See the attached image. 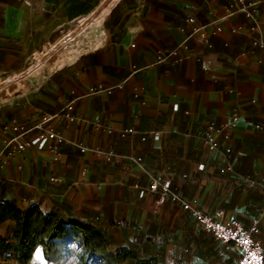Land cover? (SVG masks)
I'll list each match as a JSON object with an SVG mask.
<instances>
[{
    "label": "crops",
    "instance_id": "1",
    "mask_svg": "<svg viewBox=\"0 0 264 264\" xmlns=\"http://www.w3.org/2000/svg\"><path fill=\"white\" fill-rule=\"evenodd\" d=\"M101 5L0 0V201L96 224L162 264H235L178 196L233 215L264 249V0H116L37 59ZM165 180L169 194L149 191ZM13 225L0 224L8 243ZM60 248L26 264H67Z\"/></svg>",
    "mask_w": 264,
    "mask_h": 264
},
{
    "label": "trees",
    "instance_id": "2",
    "mask_svg": "<svg viewBox=\"0 0 264 264\" xmlns=\"http://www.w3.org/2000/svg\"><path fill=\"white\" fill-rule=\"evenodd\" d=\"M8 220L14 222L9 235L11 243L0 236V249L7 254L5 260L26 264L40 249L46 262H54L60 256V244L65 241L76 243L84 255L101 264H162L156 257L141 256L131 246L113 249L104 230L96 224L43 212L35 205L19 209L0 201V224ZM80 264L86 262L80 259Z\"/></svg>",
    "mask_w": 264,
    "mask_h": 264
},
{
    "label": "built area",
    "instance_id": "3",
    "mask_svg": "<svg viewBox=\"0 0 264 264\" xmlns=\"http://www.w3.org/2000/svg\"><path fill=\"white\" fill-rule=\"evenodd\" d=\"M238 10L247 12V6L240 3ZM154 138H158V133L154 132ZM53 134L40 135L33 139L30 144H37L43 147L45 142L52 138ZM24 142L17 144L18 149L25 147ZM212 147H217L216 142H210ZM224 170L221 169V172ZM170 181L163 183L153 182L149 186L150 192H159L161 196L169 194ZM175 201L181 202L182 209L188 212L194 219L195 224L201 230L209 233L217 242L230 247L234 253L235 264H264V249L261 242L252 236V230L242 226L233 216L222 218L219 212L209 213L198 209L188 202H182L178 196H173Z\"/></svg>",
    "mask_w": 264,
    "mask_h": 264
},
{
    "label": "rangeland",
    "instance_id": "4",
    "mask_svg": "<svg viewBox=\"0 0 264 264\" xmlns=\"http://www.w3.org/2000/svg\"><path fill=\"white\" fill-rule=\"evenodd\" d=\"M101 1H102V5L99 7L97 14L82 19L80 22L74 24V26H71L70 28H68V30H65L62 33H56V35L51 38L49 44H47L45 47L41 46V48H37V50H36L37 54H35V56H37V59L41 58L44 54H46V52L49 49L52 50L55 47L59 46L60 44H62V45L65 44L66 40H68L71 36L73 37V35H75L79 31H81L83 28L89 26L92 22H94V20L96 21V20L100 19L106 12H108L107 9L109 7H111L116 0H101ZM60 48H63V46ZM37 59L35 58L34 60H30L29 62L31 63V61H33L32 63H34ZM67 243L68 242H64V243L62 242L61 243L62 250H63L64 257L67 258V264H72V262H74L73 255L74 254H77V255L81 254L82 251L79 249H76V247H71V246L68 247L66 245ZM218 245H219L218 248L221 252H225V253L227 252L228 253L229 249L227 247H225L223 244H220V243H218ZM195 256L197 257V255H195ZM82 258H86V260H87V261L85 260L86 264H101V262L97 259H90L87 256L86 257L82 256ZM198 258L201 259L202 261H205V262L208 261L207 259H209L207 254H202V255L199 254ZM209 263L210 264H234L233 258H231V257H228V259H224L221 262L220 261L215 262V260H211ZM78 264H80V261L78 262Z\"/></svg>",
    "mask_w": 264,
    "mask_h": 264
},
{
    "label": "bare ground",
    "instance_id": "5",
    "mask_svg": "<svg viewBox=\"0 0 264 264\" xmlns=\"http://www.w3.org/2000/svg\"><path fill=\"white\" fill-rule=\"evenodd\" d=\"M93 21V20H92ZM87 23V22H86Z\"/></svg>",
    "mask_w": 264,
    "mask_h": 264
}]
</instances>
